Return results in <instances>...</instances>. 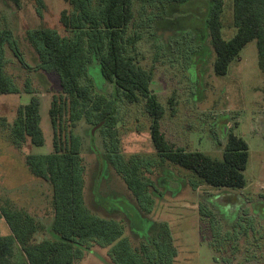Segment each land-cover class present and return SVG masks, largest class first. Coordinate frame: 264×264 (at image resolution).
<instances>
[{
	"label": "rangeland",
	"instance_id": "374dc122",
	"mask_svg": "<svg viewBox=\"0 0 264 264\" xmlns=\"http://www.w3.org/2000/svg\"><path fill=\"white\" fill-rule=\"evenodd\" d=\"M223 1L221 34L228 40L236 32L233 0ZM44 2L47 8L38 17L34 0H20L18 7L0 0V34L12 33L30 67L22 66L4 44L5 68L17 86L0 94V205L23 209L48 225L51 185L31 173L26 157L52 150L48 111L51 95L60 86L57 73L35 70L38 58L25 36L39 23L65 34L59 16L68 4ZM208 5V0L180 4L135 0L128 33L137 32L141 38L130 53L142 67H153L150 88L164 109L159 126L168 144L221 158L227 134L240 135L248 144L245 186L195 187L198 176L162 159L153 147L143 99L126 101L103 79L93 59L89 71L94 93L115 99L117 139L110 141L109 148L117 152L109 153L94 124L85 119L76 123L74 132L81 138L85 166L83 199L95 216L121 224L124 242L105 246L95 238L94 243L93 238L83 240L75 264H126V255L133 256L135 249L147 261L156 247L159 255L155 256L170 264H264V76L255 39L240 49L224 75L213 72ZM34 95L40 99L44 143L39 146L27 140L16 145L12 124L17 109ZM132 157L131 164L139 160L143 165L145 175L139 176L140 181H150L139 199L113 163L115 159L127 163ZM127 170L132 172L130 167Z\"/></svg>",
	"mask_w": 264,
	"mask_h": 264
},
{
	"label": "trees",
	"instance_id": "16d2710c",
	"mask_svg": "<svg viewBox=\"0 0 264 264\" xmlns=\"http://www.w3.org/2000/svg\"><path fill=\"white\" fill-rule=\"evenodd\" d=\"M19 6L20 0H10ZM67 9L60 12L59 21L65 34L39 23L26 31V40L37 55L35 70L55 72L60 89L51 95L49 118L52 128V150L47 154L28 155L26 162L31 173L50 183L52 213L48 224L49 237L36 240L35 235L44 225L23 209L8 203L0 205V217L11 233L0 235V264H75L82 241L94 238L101 245L122 244L123 227L120 223L95 216L83 199L84 162L81 156V138L74 132L80 119L94 124L104 139L109 153L111 140L117 138L116 103L114 98L94 93V81L89 64L93 59L106 82L128 102L143 99L145 113L150 118V137L158 155L193 172L199 178L195 184L215 187H244L243 171L248 161V144L237 134H227L221 158L198 150L173 149L160 130L159 120L164 109L157 95L151 90L152 68H144L130 53L141 35L128 33L135 18V0H65ZM142 2L182 3L188 0H140ZM36 14L46 10L44 0H34ZM207 26L210 44L215 52L213 72L224 75L229 63L238 56L240 49L255 39L258 66L264 76V0H233L232 17L236 28L234 36L225 40L221 34L223 0H208ZM7 43L14 57L22 66L18 43L10 31L0 34V94L16 90L14 78L6 71L4 44ZM30 68V67H29ZM14 84L15 87L12 85ZM28 91L32 92L29 88ZM40 99L31 96L28 103L18 107L12 124V140L16 145L29 140L43 145L39 126ZM264 129V112H263ZM108 153V155H110ZM117 157V154H114ZM119 156V155H118ZM116 160V159H115ZM113 160L118 173L136 198L145 196L148 183H142L143 165ZM142 160V159H141ZM130 167L132 172L127 168ZM143 178V177H142ZM114 244V245H115ZM159 248V247H158ZM157 252L148 260L126 255V264H170L162 261ZM129 254V253H128ZM158 254L157 256H155ZM169 259H172L171 257Z\"/></svg>",
	"mask_w": 264,
	"mask_h": 264
},
{
	"label": "crops",
	"instance_id": "0c3cea01",
	"mask_svg": "<svg viewBox=\"0 0 264 264\" xmlns=\"http://www.w3.org/2000/svg\"><path fill=\"white\" fill-rule=\"evenodd\" d=\"M43 228L41 231L37 232L35 235L36 240H41L43 238H48L49 237V232H48V225H42ZM10 228L5 222V220L0 217V235H7L10 234Z\"/></svg>",
	"mask_w": 264,
	"mask_h": 264
}]
</instances>
